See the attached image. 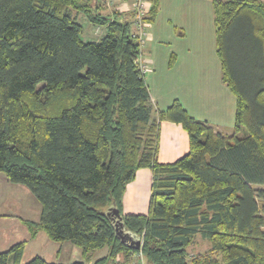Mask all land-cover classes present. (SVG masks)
<instances>
[{
	"label": "trees",
	"instance_id": "trees-1",
	"mask_svg": "<svg viewBox=\"0 0 264 264\" xmlns=\"http://www.w3.org/2000/svg\"><path fill=\"white\" fill-rule=\"evenodd\" d=\"M149 1L151 24L160 0ZM212 1L222 80L236 97L230 131L179 99L155 108L133 12L105 14L99 0H0V172L39 200L33 234L70 241L84 258L107 247L93 264H264V0ZM79 13L105 35L83 39ZM165 120L190 140L168 163L158 159ZM141 168L153 172L148 212L124 214ZM116 212L140 248L117 233ZM197 236L211 246L190 257ZM26 243L0 251V264H61L23 261Z\"/></svg>",
	"mask_w": 264,
	"mask_h": 264
},
{
	"label": "crops",
	"instance_id": "crops-1",
	"mask_svg": "<svg viewBox=\"0 0 264 264\" xmlns=\"http://www.w3.org/2000/svg\"><path fill=\"white\" fill-rule=\"evenodd\" d=\"M99 1L106 5L105 10L102 9L105 14L110 13L113 6L126 2L119 0L110 6L105 0ZM142 55L148 65L145 79L155 108L163 110L179 99L191 115L207 120L216 130H232L236 97L222 80L212 0H160L158 14L149 25ZM159 74L162 78L157 83ZM189 149V135L183 126L163 121L159 161L173 162L187 154ZM152 182L150 168L137 170L124 194V214L148 212ZM12 199L17 201V207L12 206ZM2 203L8 210L0 211V251L27 240L23 261L40 255L61 264L75 261L93 264L108 252L107 247L96 249L84 258L82 249L70 241H53L41 229L33 234L32 226L37 225L41 217L39 200L27 186L11 182L0 172V205ZM136 257L140 264H146L141 256ZM121 260V255L116 258V261Z\"/></svg>",
	"mask_w": 264,
	"mask_h": 264
},
{
	"label": "built area",
	"instance_id": "built-area-1",
	"mask_svg": "<svg viewBox=\"0 0 264 264\" xmlns=\"http://www.w3.org/2000/svg\"><path fill=\"white\" fill-rule=\"evenodd\" d=\"M119 0H106L108 5H114ZM151 2L149 0H126L123 4H120L118 7L123 12H133V30L132 35L137 38L140 42V46L143 50V47L149 36V23L146 20ZM141 69L144 73L148 70V65L146 61L141 57L140 60ZM118 258L120 255L117 256Z\"/></svg>",
	"mask_w": 264,
	"mask_h": 264
},
{
	"label": "rangeland",
	"instance_id": "rangeland-1",
	"mask_svg": "<svg viewBox=\"0 0 264 264\" xmlns=\"http://www.w3.org/2000/svg\"><path fill=\"white\" fill-rule=\"evenodd\" d=\"M76 15V14H75ZM78 20L83 24V33L82 37L85 40H99L105 35L106 27L105 26H98L92 23L88 18L83 14H78ZM166 46V45H164ZM166 48V47H165ZM165 52V51H164ZM162 76L159 74L156 78L157 83L161 80ZM235 124V123H234ZM12 206L17 207V201L12 199ZM8 207L5 203L0 205V211H7ZM211 246L208 240L203 239L201 236H197L193 242V244L189 247V256L192 257L197 253H203Z\"/></svg>",
	"mask_w": 264,
	"mask_h": 264
},
{
	"label": "water",
	"instance_id": "water-1",
	"mask_svg": "<svg viewBox=\"0 0 264 264\" xmlns=\"http://www.w3.org/2000/svg\"><path fill=\"white\" fill-rule=\"evenodd\" d=\"M114 222L116 225V231L122 237L123 240L130 243L132 246H135L136 248L141 247L142 244L141 239L137 237L135 234L125 230L123 217L118 212H116V217H114Z\"/></svg>",
	"mask_w": 264,
	"mask_h": 264
}]
</instances>
